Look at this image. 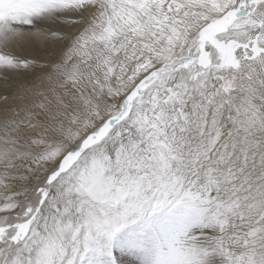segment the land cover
<instances>
[{
	"label": "snow or ice",
	"instance_id": "obj_1",
	"mask_svg": "<svg viewBox=\"0 0 264 264\" xmlns=\"http://www.w3.org/2000/svg\"><path fill=\"white\" fill-rule=\"evenodd\" d=\"M0 264H264V0H0Z\"/></svg>",
	"mask_w": 264,
	"mask_h": 264
}]
</instances>
